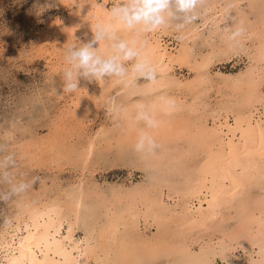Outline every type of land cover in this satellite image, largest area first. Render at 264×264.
Here are the masks:
<instances>
[{"label":"rangeland","instance_id":"obj_1","mask_svg":"<svg viewBox=\"0 0 264 264\" xmlns=\"http://www.w3.org/2000/svg\"><path fill=\"white\" fill-rule=\"evenodd\" d=\"M71 1L0 0V143H5L7 150L15 156L14 175L31 182L30 188L22 197L0 204V230L2 232V229L14 222L22 211L45 201H57L62 204L65 226L73 221L75 236L89 239L90 245L96 247V253L101 252V261L116 264L114 251L109 254L110 260L105 261L104 252L100 248V244L103 245L104 242L101 234L121 212L122 216L128 214L132 206H142V210H145L146 204L155 200L173 204L184 200L194 170V159L190 156L199 145L198 130L213 126L221 112L244 107L245 102L241 99L239 101L242 88L249 89V95L252 94L253 98L258 96L254 99L260 112L263 111L264 62L257 61L254 54L257 44L264 36V0H205L203 7L197 9L199 19L180 31H177L174 23L159 31L161 41L168 50L175 51L181 42H186L189 46L187 60L173 64L166 74L168 77L164 84L158 88H150L148 82L135 78L125 89L124 84L118 83L113 87L115 93L119 90L116 98L118 107H114L115 111L101 105L93 119L87 122L73 120V125H76L74 130H66V125L72 122V118L66 113L71 105L68 94L73 92L62 91V71L58 70V66L65 62L55 48L48 46L50 37L45 32L53 20L66 17ZM95 1H106L108 8L119 2L86 0V4L90 5ZM233 19L242 22L245 29L239 44L229 41L222 29L233 23ZM82 80L80 78V83ZM89 84L100 86V81L92 80ZM161 95L182 99L183 108L180 105L169 112L160 110L157 114L161 121L168 120L163 122L168 124L166 128L180 129L178 139L176 135H168V131L164 137L157 130L158 135H152L158 145L156 151L152 154L137 153L134 151L136 129H144L145 126L140 125L144 124L142 121L135 119L136 111L131 110L133 117L124 118L120 111L122 103L124 107L129 104V100L142 101L146 106H151ZM130 126L133 128V135H125ZM61 136L63 144L65 143V157L57 159V155L52 157L45 152L35 158L38 156V144L43 143V140L45 144H49L55 138L61 139ZM94 137L96 147L87 162L85 152ZM46 156L48 157L45 158ZM260 195L259 188H254L249 200L252 199L251 202L255 203ZM80 197L84 204L82 212L77 215L76 201ZM6 219L10 223L5 224ZM151 220L150 223H145L141 216L139 231L151 234L156 232L158 225ZM234 220L216 226L219 232L211 231H216V240L222 232L229 236L236 228L239 229L243 219ZM105 245L106 247L103 246L107 248V244ZM94 254L92 251L90 264H97ZM171 257V254H163L157 258H147L143 264H171ZM218 261L222 263L221 258ZM119 264L124 263L119 259Z\"/></svg>","mask_w":264,"mask_h":264},{"label":"bare ground","instance_id":"obj_2","mask_svg":"<svg viewBox=\"0 0 264 264\" xmlns=\"http://www.w3.org/2000/svg\"><path fill=\"white\" fill-rule=\"evenodd\" d=\"M105 2L95 1L88 5L86 0H72L69 3L66 17L52 19L53 21L48 25V28L46 27L45 33L50 37V41L47 43L48 46L55 48L61 56V60L65 62L58 66V70L61 69L62 71L67 67L63 47L68 42L70 44L76 43V39L82 42L91 40L93 37L91 26L98 22L112 23L121 39L132 38L130 31L124 29L118 21L110 17L108 10L111 8H108ZM71 5L74 7H70ZM101 5L103 6L101 7ZM234 22L239 24L235 20ZM164 29L162 27L150 33H140L137 37L139 41L144 42L143 52L157 69V83L155 85L147 83L150 88H153V86L158 88L164 84L168 77L166 74L175 65L174 63H183L188 57L189 46L186 42H181L180 47H176L175 51L166 48L163 41H161L159 32ZM143 34L145 35L143 36ZM94 47L98 48L99 44L97 43ZM100 50L102 55L109 54L111 51L110 42L102 41ZM255 51L256 60L264 62V36L257 44ZM259 67L262 68L260 65ZM134 79L135 77L131 75L125 80L115 77L103 78L99 80L100 86L97 84V87L94 84L90 85L89 81H85L86 79L83 78L84 81L82 80L79 83L80 88L71 95L68 94L71 105L67 108L66 113L70 115L72 122L73 120L87 122L96 116L97 109L101 105L108 106L110 110L115 111L114 107L117 103L116 98L119 90L115 93L113 87L121 83L124 84L123 88L126 89L133 83ZM249 92V89L244 90L242 88L240 90L239 101L241 99L245 102L244 107L221 112L213 126L199 128L200 130L197 133L199 145L196 150L192 151V156H190L194 159V167H192L194 170L191 171L190 186L185 193L184 200H179L177 204H173L153 198L155 201L146 204L145 210H142V206L141 208L132 206L128 214L122 216L123 213L121 212L113 223L106 226V230L101 235L103 236V245L106 247L105 244H107L108 247L105 248L100 244L105 261L110 260L109 254L114 251L116 264H119V259L124 264L129 262L143 264V261L147 258H157L159 255L163 256V254L172 255L171 264H220L218 258L222 259L221 264H225L227 261L228 264H264V104L263 111L260 112L257 101L254 99L258 96L253 98L252 94L249 95ZM161 97L170 96L161 95L151 106H147L149 110L154 111L156 119L160 121L157 128L149 131L152 135H155L159 130V134L164 135V137L168 131V135H176L178 139L180 129L176 126L174 129L171 127L166 128L168 124L163 122H168V120L161 121V118L157 117L160 110L164 111ZM174 100V108L179 107L182 99L179 97V99ZM130 101L124 107L122 103L120 111L123 112L122 116L124 118L133 117L131 110L132 112L136 111L137 103L142 102ZM180 107L183 108L182 105ZM188 119L190 118L188 117ZM212 119L214 118L212 117ZM72 122L71 124L70 122L66 123V126H68L66 130L68 128L74 130L76 125L74 126V122ZM131 129H133L132 126L129 129L127 128L128 132L124 134L133 135ZM142 129H136L135 140H137L138 133ZM171 131L173 132L170 133ZM190 133L192 132L190 131ZM60 138H55L49 144H45V140H43V143L37 145L36 155L38 156H35V158L40 157L45 152L48 156L56 157L57 155V159L62 156L65 157V149H63L65 143L63 144V137ZM93 139L90 141L87 152H85L84 157L87 162L93 156L96 147L95 137ZM171 142L170 144L173 143ZM254 188H259L261 195L255 203H252V199L249 200V198ZM82 204L84 203L82 197H80L76 201L75 211L78 212L77 215L82 212ZM61 205L57 201H45L40 205H34L22 211L18 217L14 216L15 221L2 229V232L0 230V264H90L92 251L95 252L94 256L97 264H106L100 260L101 255L99 253L101 252L96 253V247L90 245L89 239H79L75 236L73 221L68 222L65 226L66 222ZM141 216H143L145 223H150L149 220L152 219L153 223L158 225L157 231L153 234L140 232L139 220ZM234 218L243 219L239 229L233 227L235 230L229 236L226 235L227 233L222 232L216 240V237H214V234L218 231L216 226L234 220ZM212 230L216 231L211 232ZM207 236H209V239Z\"/></svg>","mask_w":264,"mask_h":264},{"label":"clouds","instance_id":"obj_3","mask_svg":"<svg viewBox=\"0 0 264 264\" xmlns=\"http://www.w3.org/2000/svg\"><path fill=\"white\" fill-rule=\"evenodd\" d=\"M204 4L205 0H119L108 13L113 20L132 33V38L121 39L112 23L98 22L91 26V40L82 42L76 39V43L68 42L63 47L67 64L61 74L63 93L78 90L80 78L89 81L113 77L125 80L131 75L155 85L158 79L157 69L143 52L144 42L137 37L140 33H150L170 23H174L177 31H180L187 24L199 19L197 9ZM244 31L242 22H233L223 27L227 39L235 44L240 43ZM102 41L110 42L111 51L107 55L101 54ZM97 43L98 48L94 47ZM126 64L129 66L126 67ZM160 99L165 112L175 107L174 98ZM135 119L142 121L145 127L138 133L134 151L154 153L158 145L149 130L157 128L160 121L156 119L154 111L149 110L142 102L136 105ZM15 167L14 154L7 150L5 143H0V204L22 197L31 186V182L18 179L14 175ZM4 223L8 224L10 220L6 219Z\"/></svg>","mask_w":264,"mask_h":264}]
</instances>
